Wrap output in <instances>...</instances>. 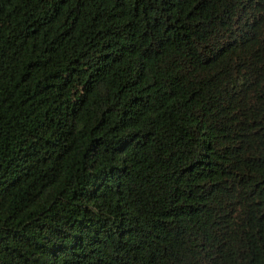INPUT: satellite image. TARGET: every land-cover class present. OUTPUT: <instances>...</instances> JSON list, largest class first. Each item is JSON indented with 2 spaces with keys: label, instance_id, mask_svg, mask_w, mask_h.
I'll use <instances>...</instances> for the list:
<instances>
[{
  "label": "trees",
  "instance_id": "1",
  "mask_svg": "<svg viewBox=\"0 0 264 264\" xmlns=\"http://www.w3.org/2000/svg\"><path fill=\"white\" fill-rule=\"evenodd\" d=\"M0 264H264V0H0Z\"/></svg>",
  "mask_w": 264,
  "mask_h": 264
}]
</instances>
